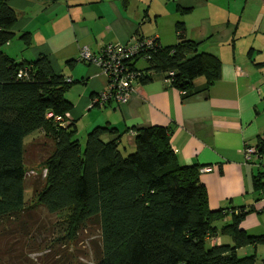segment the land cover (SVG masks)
Segmentation results:
<instances>
[{"label": "trees", "instance_id": "trees-1", "mask_svg": "<svg viewBox=\"0 0 264 264\" xmlns=\"http://www.w3.org/2000/svg\"><path fill=\"white\" fill-rule=\"evenodd\" d=\"M16 21V10L0 0V221L26 209L24 140L40 131L51 139L52 152L43 160L45 179L34 205L50 214L67 212L64 235L70 240L84 227L98 225L97 258L86 264H255V255L238 254L241 247L264 244V233L252 236L240 228L254 206L210 209L199 167L179 164L169 127L134 128L135 147L123 155L116 128L96 126L82 143L74 119L60 127L47 117L70 111L64 97L70 83L45 55L16 62L4 52ZM176 28L178 42L150 52L145 67L150 73L141 81L156 74L165 78L170 71V86L182 90L199 76L208 85L217 81L220 59L185 38L182 22ZM25 67L26 75L18 76ZM105 135L113 138L104 140ZM257 148L264 155V138ZM262 177L257 167L256 190L263 188ZM227 216L230 223L215 226ZM216 236L229 242L212 243Z\"/></svg>", "mask_w": 264, "mask_h": 264}, {"label": "crops", "instance_id": "crops-1", "mask_svg": "<svg viewBox=\"0 0 264 264\" xmlns=\"http://www.w3.org/2000/svg\"><path fill=\"white\" fill-rule=\"evenodd\" d=\"M8 3L16 10L17 21L14 37L3 46L4 52L16 62L47 56L55 72L70 83L64 97L72 104L69 113L82 143V133L86 135L96 126L114 127L120 134L119 148L124 155L135 147L134 128L169 127L170 144L179 164L198 165L210 209L255 208L260 193L253 203L249 194L256 192V162H245L243 157L248 144L257 147L264 138L261 0ZM178 7L187 12H179ZM177 22L183 23L185 38L199 44V51L220 59L221 77L217 81L208 85L207 78L199 76L182 90L170 86L163 74H156L139 83L127 103L110 101L91 106L107 77L97 64L77 61L82 47L96 54L104 44H124L141 36H155L161 46H172L178 42ZM111 138L104 136V140ZM203 167L211 170L203 172ZM211 239L221 243L227 238Z\"/></svg>", "mask_w": 264, "mask_h": 264}, {"label": "rangeland", "instance_id": "rangeland-1", "mask_svg": "<svg viewBox=\"0 0 264 264\" xmlns=\"http://www.w3.org/2000/svg\"><path fill=\"white\" fill-rule=\"evenodd\" d=\"M138 66L147 67V63L140 61ZM82 136L85 139L84 133ZM24 142L26 209L16 217L0 221V264H86L91 258L95 261L100 246L98 225L84 227L70 240L64 235L67 212L50 214L42 206L34 205L35 194L45 179L43 160L52 152L51 139L35 131ZM257 192L260 193L258 188L249 194L250 203L255 201ZM254 204L257 208L261 206L260 202ZM231 220V216H227L215 222V226L220 228ZM240 228L252 236L264 233V211L247 214ZM226 241L229 242L228 237ZM238 254L255 255V264H262L264 244L241 247Z\"/></svg>", "mask_w": 264, "mask_h": 264}, {"label": "built area", "instance_id": "built-area-1", "mask_svg": "<svg viewBox=\"0 0 264 264\" xmlns=\"http://www.w3.org/2000/svg\"><path fill=\"white\" fill-rule=\"evenodd\" d=\"M264 2V0H262ZM160 47L158 38L155 36H141L133 38L131 41L121 43L104 44L100 50L94 54L88 47H82L79 51L77 61L86 60L97 64L107 77V83L94 97L91 106H103L106 102L115 101L119 104L126 103L136 92L137 86L141 83V77L146 76L150 71L136 65L137 60L147 61L150 52ZM27 67L21 69L18 76L26 75ZM173 72L166 74L164 80L169 84ZM264 82V75H263ZM48 118H52L60 127H65L71 119L70 113L54 115L47 113ZM245 162H256V167L262 171L263 188L257 202L260 207H255L256 211H264V155L254 145L248 144L244 149ZM211 167H203L201 171H210ZM46 170L44 169V175Z\"/></svg>", "mask_w": 264, "mask_h": 264}]
</instances>
